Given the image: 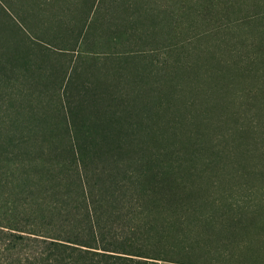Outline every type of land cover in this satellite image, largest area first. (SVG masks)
Returning a JSON list of instances; mask_svg holds the SVG:
<instances>
[{
	"label": "rangeland",
	"instance_id": "obj_1",
	"mask_svg": "<svg viewBox=\"0 0 264 264\" xmlns=\"http://www.w3.org/2000/svg\"><path fill=\"white\" fill-rule=\"evenodd\" d=\"M0 34V61L7 64L0 65V167L24 152L25 144L16 142L21 137L31 138L29 151L43 145L45 157L69 155L61 99L71 84L68 98L78 101L85 86H93L99 95L89 97L104 111L118 104L114 127L133 132L114 142L101 134L103 143L123 150L99 152L88 176L151 163L203 189L216 181L217 197L235 187L264 191V0H0ZM39 63L41 83L10 67ZM51 65H61L63 89L48 76ZM130 117L141 127H131ZM107 218L128 222L125 209L122 217L109 212ZM157 237L143 243L152 254L233 264L221 257L222 241L205 255H186L171 248L168 237Z\"/></svg>",
	"mask_w": 264,
	"mask_h": 264
},
{
	"label": "trees",
	"instance_id": "obj_2",
	"mask_svg": "<svg viewBox=\"0 0 264 264\" xmlns=\"http://www.w3.org/2000/svg\"><path fill=\"white\" fill-rule=\"evenodd\" d=\"M38 65L10 67L41 83L43 79L35 75ZM60 66L51 65L48 76L63 89ZM70 87L63 89L61 99L69 155L45 157L43 145L29 151L31 138L21 137L16 142L25 144L24 152L8 156L0 167V264H159V260L204 264L205 258L195 262L152 254L143 244L151 236L160 241L168 237L171 248L186 255H205L210 244L222 241L223 260L264 264V191L241 192L242 187H235L232 193L217 197L213 195V186L216 191L219 187L216 181H210L211 190L203 189L174 179L175 170L154 169L158 165L151 163L118 165L108 175L94 171V177L88 176L89 164L99 152L108 147L121 155L123 150L120 144L103 143L101 134L114 142V136L133 132L114 127L118 104L115 110L104 111L96 96L89 97L91 92L99 95L93 86H85L78 101L67 97ZM121 93L117 91L119 103L124 101ZM128 121L133 128L141 127L140 120L130 117ZM121 170L124 174H117ZM64 186L66 193L53 191ZM72 188L79 192L77 197ZM202 190L208 194L202 195ZM102 191L109 195L101 196ZM124 209L126 224L107 218L109 212L122 217ZM151 214L153 219L148 220Z\"/></svg>",
	"mask_w": 264,
	"mask_h": 264
}]
</instances>
